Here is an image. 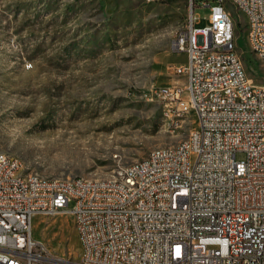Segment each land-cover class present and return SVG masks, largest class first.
Masks as SVG:
<instances>
[{"label": "built area", "instance_id": "obj_1", "mask_svg": "<svg viewBox=\"0 0 264 264\" xmlns=\"http://www.w3.org/2000/svg\"><path fill=\"white\" fill-rule=\"evenodd\" d=\"M190 2L170 42L186 56L172 67L185 81L145 98L168 118L193 113L196 128L119 168L113 184L25 174L0 152V264H264V87L235 51L238 24L226 7L246 18V42L264 62V0L205 1L207 18ZM61 214L74 219L78 261L33 236L36 216Z\"/></svg>", "mask_w": 264, "mask_h": 264}, {"label": "rangeland", "instance_id": "obj_2", "mask_svg": "<svg viewBox=\"0 0 264 264\" xmlns=\"http://www.w3.org/2000/svg\"><path fill=\"white\" fill-rule=\"evenodd\" d=\"M205 1L214 3L195 0V13L207 18ZM226 7L238 24L235 51L252 83L264 87L246 18ZM190 9V0H0V152L18 158L25 174L108 180L186 140L196 116L168 118L145 94L185 81L172 67L186 56L172 53L170 42ZM33 236L78 261L72 215L36 216Z\"/></svg>", "mask_w": 264, "mask_h": 264}, {"label": "bare ground", "instance_id": "obj_3", "mask_svg": "<svg viewBox=\"0 0 264 264\" xmlns=\"http://www.w3.org/2000/svg\"><path fill=\"white\" fill-rule=\"evenodd\" d=\"M164 113V111H163ZM170 118H175L179 119L182 118V112H170ZM12 157V156H9ZM13 159H18L13 157ZM84 182H90V183H104V184H113L115 182V177L113 179H108V180H94V179H87V178H82Z\"/></svg>", "mask_w": 264, "mask_h": 264}, {"label": "crops", "instance_id": "obj_4", "mask_svg": "<svg viewBox=\"0 0 264 264\" xmlns=\"http://www.w3.org/2000/svg\"><path fill=\"white\" fill-rule=\"evenodd\" d=\"M173 56V54H167L166 56H164V59L166 60V62L168 63H172V62H170V58ZM173 64H178V63H173ZM177 78H178V76H177ZM176 83H182L181 81H179L178 79L175 81V84Z\"/></svg>", "mask_w": 264, "mask_h": 264}]
</instances>
